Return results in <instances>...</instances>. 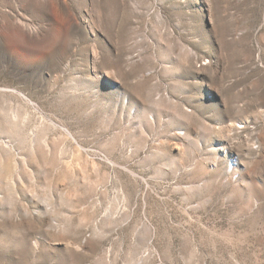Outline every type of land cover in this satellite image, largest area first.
I'll return each mask as SVG.
<instances>
[{"label": "rangeland", "instance_id": "rangeland-1", "mask_svg": "<svg viewBox=\"0 0 264 264\" xmlns=\"http://www.w3.org/2000/svg\"><path fill=\"white\" fill-rule=\"evenodd\" d=\"M0 264H264V0H0Z\"/></svg>", "mask_w": 264, "mask_h": 264}]
</instances>
